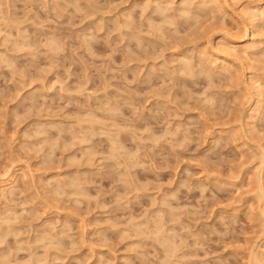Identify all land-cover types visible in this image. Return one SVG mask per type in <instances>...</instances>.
<instances>
[{"label": "rangeland", "instance_id": "rangeland-1", "mask_svg": "<svg viewBox=\"0 0 264 264\" xmlns=\"http://www.w3.org/2000/svg\"><path fill=\"white\" fill-rule=\"evenodd\" d=\"M260 2L0 0V264H251Z\"/></svg>", "mask_w": 264, "mask_h": 264}, {"label": "bare ground", "instance_id": "bare-ground-1", "mask_svg": "<svg viewBox=\"0 0 264 264\" xmlns=\"http://www.w3.org/2000/svg\"><path fill=\"white\" fill-rule=\"evenodd\" d=\"M192 1L193 0H181V5L189 6V5L192 4ZM228 1L229 0H202V4H201L200 7L201 8H204V7L206 8L209 4H212V3L219 4V5H221L220 7H222L224 5H227ZM231 1H234V3H238L239 4L240 9H241V12H242V15L244 16L246 22H248L251 27L253 26L256 29V26H257L258 20H259L258 18L261 16L260 15V11H259V9H260L259 7H261L260 0H252L251 3H250V5L246 6V8H244L245 6L243 7L242 4L240 2H238L237 0H231ZM232 36H230L228 34L226 37H222L221 38L222 41L221 40L219 41V42H221V45L220 44L219 45L220 46H223V50H224V48H226V52H224V57H234V59H235V56H236L237 52L239 53L241 51V53L243 55L242 58L245 59V60H247V61H251L252 60L251 59L252 58L251 56H253V54H256L258 51L263 52V50H264V48H263L264 47L263 46L264 43H256V42H254L252 40L254 42L252 44V42L250 43V41L244 39L245 36H243V40H240V41L238 40V42H237V41H234V38ZM236 37L237 36H235V38ZM239 46L241 47V50H238V47ZM219 49H217V50H219ZM223 50H222V52H223ZM219 51H221V50H219ZM218 54H219V52H218ZM236 59H238V58H236ZM216 61H215V63H216ZM189 66H186L187 69H190L191 66L190 67ZM256 80H259V79H256ZM250 90H253V93L256 96L258 95V97H260V98H258L259 100L260 99L262 100V98H264V83L259 82V81H254L253 82V86L251 87ZM256 96H254V97H256ZM258 103L259 102H255V104L253 103L254 108L251 110V113H250L252 116H254L255 114H257V112L259 111V107L257 106ZM263 159H264V157H263ZM263 162L264 161L262 160V164H263ZM261 173L262 172H260V174ZM4 176H7V178L5 180V184H3V185L6 186L7 189L12 190L13 189L12 184H14L16 180L14 179V177L12 175H9V172H7ZM262 179L264 180V178H262ZM260 181H262V180H260ZM261 188L263 189L262 186H261ZM262 192H263L262 194L264 195V189L262 190ZM263 216H264V214H263ZM251 260H252V262H251ZM251 260H250V263L251 264H264V247L258 248V252L257 253H255V254L252 253V259Z\"/></svg>", "mask_w": 264, "mask_h": 264}]
</instances>
